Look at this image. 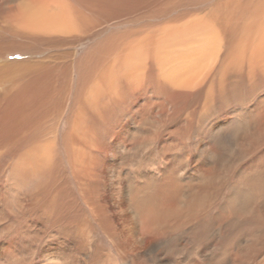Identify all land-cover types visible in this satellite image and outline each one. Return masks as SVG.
Returning a JSON list of instances; mask_svg holds the SVG:
<instances>
[{
    "label": "rangeland",
    "instance_id": "374dc122",
    "mask_svg": "<svg viewBox=\"0 0 264 264\" xmlns=\"http://www.w3.org/2000/svg\"><path fill=\"white\" fill-rule=\"evenodd\" d=\"M7 1L0 2L3 25L21 0ZM63 1L93 16L89 25L104 23L80 31L70 50L76 51L74 64L131 18L107 23L79 0ZM250 16L256 31L259 13ZM199 17L202 32L212 28L210 18ZM152 19L147 24L156 23L157 30L166 24ZM140 22H127L124 29H139ZM109 23L115 25L108 28ZM213 24L218 28L192 83L162 89L153 78L122 75L126 68L119 70L116 63L109 76L94 73L81 86L78 68L66 76L54 71L51 60L53 74L41 94L35 80L39 68L0 74V112H57L45 140L60 162L51 192L40 190L37 165L8 147L0 149V264H264V158L248 153L246 145L264 143V67L249 60L246 37L234 44L236 39ZM96 30L100 36L91 35ZM107 47L105 64L118 51ZM236 47L245 59L232 60ZM46 53L6 52L0 66ZM71 135L69 156L64 143ZM218 184L221 191H215ZM147 209H156L155 216L146 218Z\"/></svg>",
    "mask_w": 264,
    "mask_h": 264
},
{
    "label": "bare ground",
    "instance_id": "6f19581e",
    "mask_svg": "<svg viewBox=\"0 0 264 264\" xmlns=\"http://www.w3.org/2000/svg\"><path fill=\"white\" fill-rule=\"evenodd\" d=\"M79 1V3H82L81 6L86 4L84 6L86 9H92L90 11L98 14V17L105 19L107 23L126 16L131 18L129 21H125L124 24L141 21V28L133 30L127 27L124 31H118L115 27V32L111 35L109 34L107 40L99 41L95 44L94 49H89L74 64L71 61L74 60V52L76 51L72 52L70 50L78 45L76 42L79 41V37L81 38V32L86 33V30L90 32L92 27L95 28L99 25L98 23H96L98 24L96 26L89 25V22H93L91 18L94 17L84 16L85 14L80 12V8V11L76 12L71 7H66L63 4L65 3L63 0H21L17 5L16 11L11 10V8L6 15L4 14V25L0 22V57L6 52L9 54H37L46 50L47 53L45 56H39V54L40 59H30L32 61L28 62L25 59L26 61L17 62L12 60L6 65L2 64L0 70L2 69L3 71L0 74L12 73L15 70L39 68L35 80L41 82V89L39 90L41 94L45 91V86L43 85L47 83L45 82L48 79L47 77L53 74V68L54 71H62L67 76V72L73 66L79 70L77 75L80 83H82L80 84L81 86L86 78L93 76L94 73L100 77L109 76L112 72L110 71L112 70L111 66L113 65L114 67L116 63L119 65H116L118 69L122 65L124 69L126 68V72L124 71L122 75L133 76L134 74V77L142 78V81L146 78L149 80L153 78L160 81L159 84L162 83V89H166L163 85L167 84L192 83L195 79L197 80L194 77L198 75L199 70L204 65L203 62L207 58L206 56H208V48L212 43L211 33L213 29L218 28L213 23H219L221 31L223 29V31L228 32L231 36L230 39H236L234 44H237V40L241 41V39H238L240 35L246 37V43L252 49L251 53L249 52V60H252L255 64L257 63V65L259 63V67H264V0H214L212 3H210L212 0ZM0 2L8 3L7 0H0ZM204 3L209 4V6L206 5L205 9H197L199 5ZM76 8L78 9V7ZM3 9L0 8V17L4 12ZM82 10L84 11V9ZM251 11L259 13L258 19L260 22L258 24L260 28H257L256 31L251 29V21H253L250 18ZM173 13L176 16H173ZM169 14H173V17L165 19L166 15L170 16ZM200 14L210 18L212 28L205 26L203 28L204 32L200 30V26L205 25L200 18L201 16L199 17ZM154 15L158 16L156 18H160L158 20L163 19L164 21L165 19L162 23L166 24L158 25L159 30L156 29V23L147 24V20L152 19ZM185 16H189V18L183 21L181 25H175L179 28L172 29V31L167 29L168 23L178 24L180 20H184ZM194 24H196V27ZM114 25L109 23L107 27L110 28L109 26ZM206 32L208 33L206 34ZM203 33L206 34H204L206 36L205 40L201 39ZM93 34L100 36L98 30L92 32L91 35ZM91 35L89 34V36ZM200 36L202 37L200 38ZM106 45L111 48V51L115 50L114 47L118 49V51L113 52L117 56H111L112 59L109 64L104 63L105 53H102ZM123 48L127 49L122 50ZM181 50H184V52H179ZM233 56L232 60L237 61V59H241L244 56V53L242 49L236 47ZM243 59L245 58L241 60ZM51 60L56 61L55 67H53ZM153 62L156 64L155 66H153ZM140 64L143 65L141 66ZM107 67L108 73H106ZM150 67L151 70H149ZM100 69L103 70L101 71ZM152 69H155V73ZM115 71L113 73H116ZM27 107L30 108V105ZM56 113L43 112L38 108H35L33 112H0V149L8 147L10 154H20L23 159L29 160L30 163L34 162L37 165L36 173L39 176L38 186H40V190L46 189L50 192L51 188L54 187L51 175L55 173L57 164H60V162L55 146H52L51 143H46L45 136L48 125L55 118ZM73 119L70 120V124H73L71 129L75 132L77 120L74 122ZM225 125L226 123L223 124V126ZM71 142L74 143L73 135H71V140L64 143L66 154L69 156ZM246 145H248V153L261 152L262 158H264V151H259L261 145L264 148V143L260 145L254 144L253 146L250 143H246ZM48 174L51 180L43 179V177H48ZM216 190L221 191L222 186L220 184L216 185ZM47 195L49 194L42 197L46 198ZM145 206L147 205L145 204ZM77 214L78 212L74 214L72 222L76 221ZM155 214L156 209H147L145 211L146 218L155 216Z\"/></svg>",
    "mask_w": 264,
    "mask_h": 264
},
{
    "label": "crops",
    "instance_id": "0c3cea01",
    "mask_svg": "<svg viewBox=\"0 0 264 264\" xmlns=\"http://www.w3.org/2000/svg\"><path fill=\"white\" fill-rule=\"evenodd\" d=\"M123 23V22H122ZM133 25V24H131ZM125 25L124 24H121L118 28L122 31L124 29ZM122 28V29H121ZM105 34V33H104Z\"/></svg>",
    "mask_w": 264,
    "mask_h": 264
}]
</instances>
